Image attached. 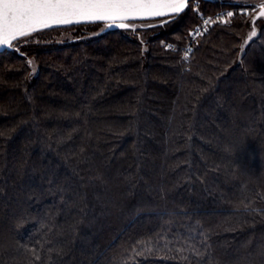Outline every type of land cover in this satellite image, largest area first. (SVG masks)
<instances>
[{
  "label": "trees",
  "instance_id": "1",
  "mask_svg": "<svg viewBox=\"0 0 264 264\" xmlns=\"http://www.w3.org/2000/svg\"><path fill=\"white\" fill-rule=\"evenodd\" d=\"M246 9L192 42L191 3L0 52V264H264V20L241 53Z\"/></svg>",
  "mask_w": 264,
  "mask_h": 264
},
{
  "label": "snow or ice",
  "instance_id": "2",
  "mask_svg": "<svg viewBox=\"0 0 264 264\" xmlns=\"http://www.w3.org/2000/svg\"><path fill=\"white\" fill-rule=\"evenodd\" d=\"M187 8L189 0H0V46L12 47L14 41L35 32L74 23L103 21L106 28L135 30V25L126 21L178 17ZM258 15L264 17V4ZM256 35L254 29L249 39Z\"/></svg>",
  "mask_w": 264,
  "mask_h": 264
},
{
  "label": "water",
  "instance_id": "3",
  "mask_svg": "<svg viewBox=\"0 0 264 264\" xmlns=\"http://www.w3.org/2000/svg\"><path fill=\"white\" fill-rule=\"evenodd\" d=\"M260 6L258 7L257 10H255L253 12V14L251 15V17L249 18V27L247 28L245 37H244V39H243V41L241 43V49H240V52L241 53L244 51V48L246 47V45L248 43H250L259 34V27L257 25V21L258 20H264V17H260L258 15L259 14V11H260ZM173 18H174L173 16H164V17H156V18H146V19L130 20V21H126V23H128L130 25H133L134 24L135 25V29H138V28H146V27L160 25V24L165 23V21H169V20H171ZM253 21H254V23H253ZM98 22H103V21H98ZM103 23L104 24H103V26L101 28H99L96 31L90 32L89 34L86 35V37H88V36H96V35H99L101 33H104L106 31H110V30L124 29V28H119V27H107L106 28L105 27V22H103ZM69 25H72V24H69ZM59 26H64V25H59ZM53 27H57V26H53ZM53 27H50V28H53ZM128 29H132V28H128ZM254 29L257 32V35L255 37H252L251 39H249L250 33ZM246 41H247V43H246ZM12 48H14V44H13L12 47L0 46V52L3 51V50H5V49H12Z\"/></svg>",
  "mask_w": 264,
  "mask_h": 264
},
{
  "label": "rangeland",
  "instance_id": "4",
  "mask_svg": "<svg viewBox=\"0 0 264 264\" xmlns=\"http://www.w3.org/2000/svg\"><path fill=\"white\" fill-rule=\"evenodd\" d=\"M204 1H207V2L208 1H210V2L218 1L220 3H225V6L219 8V9H216L213 12H210L209 14H214L216 11H219V10H224V11L227 10V14L228 13H232L233 14L234 9L237 8V9H239V11H241L240 9H243L245 7H249V8L252 7V8H254V10H257L258 7L261 4H264V0H204ZM190 2L193 4V8L197 11L198 18L200 17L201 14H204L202 9H200V6L198 4V2H199L198 0H190L189 3ZM229 17H231V16L226 15V20H225L226 22L228 21ZM96 23H100V24H99V26L97 28L93 29V31L98 30L104 24L103 22H96ZM80 24H83V23H80ZM77 25H79V24L57 26V27H61L63 29L61 30V33L59 35H57L56 38L65 39V38H74V37H76V35H74V33L76 32V28L75 27H71V26H77ZM35 33H33V34H35ZM32 35H30V36H32ZM24 38H27V37H24ZM21 39H23V38H21ZM15 42L16 41H14L13 44Z\"/></svg>",
  "mask_w": 264,
  "mask_h": 264
},
{
  "label": "built area",
  "instance_id": "5",
  "mask_svg": "<svg viewBox=\"0 0 264 264\" xmlns=\"http://www.w3.org/2000/svg\"><path fill=\"white\" fill-rule=\"evenodd\" d=\"M246 8L247 7L240 10L246 11L247 10ZM226 15H227V10L226 11L219 10L216 11L214 14H209V13L201 14L198 23L192 28V30L188 35L189 42L195 41L196 39L205 35L214 21L225 23ZM205 21H209V23L206 24ZM187 48L190 51L192 47L191 45H189Z\"/></svg>",
  "mask_w": 264,
  "mask_h": 264
}]
</instances>
